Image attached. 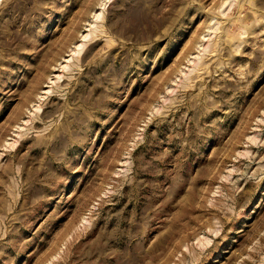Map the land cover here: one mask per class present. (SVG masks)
<instances>
[{
    "label": "rangeland",
    "instance_id": "374dc122",
    "mask_svg": "<svg viewBox=\"0 0 264 264\" xmlns=\"http://www.w3.org/2000/svg\"><path fill=\"white\" fill-rule=\"evenodd\" d=\"M0 264H264V0H0Z\"/></svg>",
    "mask_w": 264,
    "mask_h": 264
}]
</instances>
